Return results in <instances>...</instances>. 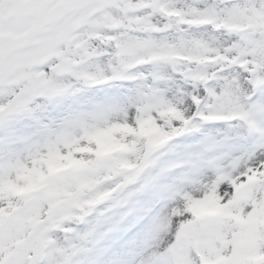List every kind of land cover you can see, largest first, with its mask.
<instances>
[{"label":"snow or ice","instance_id":"snow-or-ice-1","mask_svg":"<svg viewBox=\"0 0 264 264\" xmlns=\"http://www.w3.org/2000/svg\"><path fill=\"white\" fill-rule=\"evenodd\" d=\"M0 264H264V0H0Z\"/></svg>","mask_w":264,"mask_h":264}]
</instances>
